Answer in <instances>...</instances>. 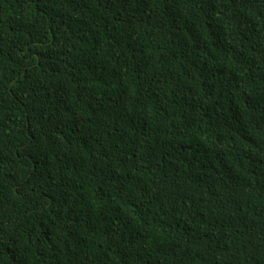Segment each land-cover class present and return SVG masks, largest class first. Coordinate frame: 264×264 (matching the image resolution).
I'll use <instances>...</instances> for the list:
<instances>
[{
  "label": "trees",
  "instance_id": "obj_1",
  "mask_svg": "<svg viewBox=\"0 0 264 264\" xmlns=\"http://www.w3.org/2000/svg\"><path fill=\"white\" fill-rule=\"evenodd\" d=\"M0 264H264V0H0Z\"/></svg>",
  "mask_w": 264,
  "mask_h": 264
}]
</instances>
